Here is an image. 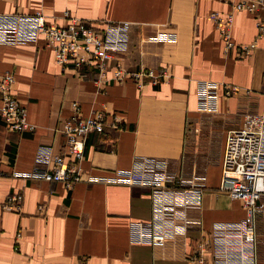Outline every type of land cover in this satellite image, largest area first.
Here are the masks:
<instances>
[{
	"label": "crops",
	"instance_id": "0c3cea01",
	"mask_svg": "<svg viewBox=\"0 0 264 264\" xmlns=\"http://www.w3.org/2000/svg\"><path fill=\"white\" fill-rule=\"evenodd\" d=\"M238 1L0 0V14L41 12L46 24L57 27L68 26L65 13L94 24L128 22L119 58L124 68L168 73L159 86L139 89L57 66L42 36L0 46V72L13 73V95L34 126L9 132L0 115V264H190L184 252L207 238L213 223L244 218L241 202L218 187L226 134L239 129L247 114L264 116V39L247 57L236 50L226 55L211 18L230 14ZM256 18L264 14L233 12L236 46L253 42ZM73 102L81 117L95 111L106 116L104 133L86 140L84 178L108 179L130 168L135 157L166 160L185 183L203 184L201 208L188 212L201 225L157 251L128 238L131 222L150 218L148 189L84 181L67 190L40 174L24 177L51 169L37 165L35 155L40 145L55 154L63 149L60 130ZM16 193L23 196L19 212L5 208ZM260 203L264 209V196ZM256 234L257 264H264V210Z\"/></svg>",
	"mask_w": 264,
	"mask_h": 264
},
{
	"label": "built area",
	"instance_id": "2783aa9c",
	"mask_svg": "<svg viewBox=\"0 0 264 264\" xmlns=\"http://www.w3.org/2000/svg\"><path fill=\"white\" fill-rule=\"evenodd\" d=\"M232 12L226 16L211 15L223 42L227 55L236 50L247 57L264 39V19L256 18V35L253 42L236 46L231 36L233 12L264 14V0H239L231 4ZM69 18L65 27L46 24L41 12L33 15L0 14V46H17L35 42L40 36L53 52L54 62L65 69L71 66L97 80L112 83L131 82L141 89L145 84L159 86L166 78L165 70L142 69L130 72L119 58L128 43V22H104L94 24L82 19ZM165 41L166 36L154 38ZM15 79L11 72H0V115L9 132L33 131L27 122L26 111L13 95ZM227 89L226 93H229ZM73 114L63 122L61 134L65 138L63 149L55 154L46 145H40L35 155L37 165L51 164L50 170L34 171L24 177L40 174L42 180L62 183L72 190L77 183H109L129 187L146 188L150 191L151 215L146 221L129 224L128 238L132 244L146 245L161 251L170 243L186 236L189 228L200 226L199 220L191 219L188 212L199 210L202 205L204 186L201 183H185L170 171L166 160L135 157L130 168L117 170L110 178H84L81 162L85 144L92 133L103 134L106 116L92 112L80 116L79 105L72 103ZM264 116L247 114L237 130L229 131L221 162L218 190L232 200L241 202L245 212L243 219L234 222H215L208 237L198 241L191 253L183 254L190 264H257V220L263 213L260 199L264 196ZM19 175V174H17ZM23 196L10 195L5 208L19 212ZM19 236V235H18Z\"/></svg>",
	"mask_w": 264,
	"mask_h": 264
}]
</instances>
